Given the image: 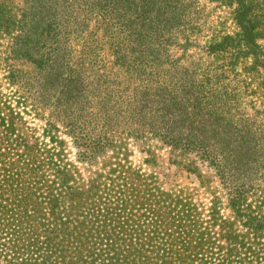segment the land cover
<instances>
[{
  "label": "trees",
  "instance_id": "1",
  "mask_svg": "<svg viewBox=\"0 0 264 264\" xmlns=\"http://www.w3.org/2000/svg\"><path fill=\"white\" fill-rule=\"evenodd\" d=\"M0 264H264V0H0Z\"/></svg>",
  "mask_w": 264,
  "mask_h": 264
},
{
  "label": "rangeland",
  "instance_id": "2",
  "mask_svg": "<svg viewBox=\"0 0 264 264\" xmlns=\"http://www.w3.org/2000/svg\"><path fill=\"white\" fill-rule=\"evenodd\" d=\"M213 12H214V14L210 18V20L212 21V26H214V21L219 20V22H222L221 26H219L220 28L221 27H224V28L227 27L228 29H231V23L227 19V14L222 9L218 8V9H216ZM198 55H199V52L196 54V56H198ZM164 166L169 171H173L174 170L173 166H170V165H167V164L164 165ZM181 179H182V181H185V182H193L195 184L197 183V180L195 179V177L193 175H182Z\"/></svg>",
  "mask_w": 264,
  "mask_h": 264
}]
</instances>
